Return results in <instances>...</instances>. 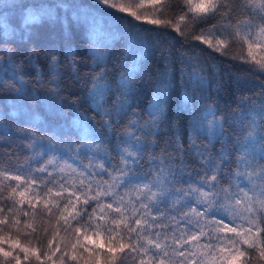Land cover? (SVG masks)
<instances>
[{
	"label": "trees",
	"instance_id": "16d2710c",
	"mask_svg": "<svg viewBox=\"0 0 264 264\" xmlns=\"http://www.w3.org/2000/svg\"><path fill=\"white\" fill-rule=\"evenodd\" d=\"M115 2L127 7L140 0ZM232 2L238 9L233 23L248 19L251 10L241 9V0ZM133 10L141 15V19L108 8L98 0H0V22L3 24L0 26V56L3 57L0 79L12 84L14 73L22 65L26 81L25 94L0 90V171L21 177V181H17L0 176V220L6 221L0 223V249L10 253L5 257L0 252V264H136L131 258L125 259L127 248L123 252L109 248L113 232L124 235L123 241H120V236L112 241L117 249V241L128 243L125 221L119 219L120 213L107 208L101 212L97 207L98 202L106 204L113 197L101 195L99 201L90 199L85 204L82 193L94 196L98 190H107L104 181H109V177L101 175L97 165L104 164L109 172L114 167H124L120 158L125 146L121 143L124 133L137 132L136 127H128L131 120L143 123L150 119L148 113L153 111V93L159 81L163 80L166 84L164 120L156 136L145 137L137 133L146 150L139 164L129 162L127 167L138 169V176L148 173L151 168L152 174L147 176V180L151 181L160 178L158 172L166 176L169 170L179 173L183 169L178 177L181 183L176 187H195L204 179V168L190 154V134L195 137L198 146L207 149L205 155L219 163L218 154L222 149L226 156L234 151L233 144L228 142L229 137L235 140V133L240 131L239 126L230 127L234 124V117L244 114L246 119L242 126L245 129H251L255 123L257 132L264 130L261 128L264 121L257 115L264 109V70L242 58L247 57V45L225 33L223 38L227 39L228 46L223 51H216L208 43L193 38L210 29L219 36L220 17L189 19L180 25L181 32H177L167 23L157 25L148 22L161 15L153 13L150 0H145L143 8ZM45 11H50L51 17L41 15L37 22L25 23L29 13ZM182 11H186L184 0H168V8L162 18L175 22ZM254 22L260 23L258 16ZM214 25L217 26L215 29ZM94 26L98 29L95 36L92 32ZM206 39H211L215 45V37L206 36ZM94 47L99 49L98 56L93 54ZM69 48L72 55H68ZM9 55L14 57L15 69L9 62ZM52 55H56L60 62L59 96L37 84L38 80L47 84L52 78L49 68ZM254 55L260 59L264 49H254ZM29 56L31 63L28 62ZM72 59L77 62L75 71L69 67ZM134 60L137 61L135 65ZM125 63L129 68L136 69L129 78L134 83L131 84V92L127 93V104L119 115L113 113L112 119L118 124H113L111 130L101 128L95 102L89 97L92 89L90 78L101 71L106 73V80L101 82L105 85L103 95L97 96L96 101L103 103L107 110H113L117 107V96L124 91L119 87V81L125 71ZM15 83L20 86L18 78ZM33 85L35 91L32 90ZM120 98L124 99L123 96ZM209 109L217 113V118L227 121L224 124L225 135L211 142L206 135L208 121L213 119L211 115L203 119L205 132L193 131ZM239 123L235 122L236 125ZM93 127L94 134L91 132ZM85 128L90 134L86 143L93 145V151L82 149L77 154L72 149L83 142ZM32 133L40 141L36 145L38 151L31 146L34 142ZM49 138H52L51 143ZM53 157L59 158L63 171L53 165H47L44 173L37 171ZM230 158L232 163L226 165L225 171L229 167L235 169V157ZM48 172L52 173L51 177ZM33 179L35 183H32ZM28 184L31 186L25 190ZM228 184L229 180L223 178L220 187H227ZM60 185L64 188L61 189ZM100 185H103L102 189ZM49 188L51 192H48ZM232 190L235 191V188ZM57 191H61L62 195H55ZM152 191L156 188L153 187ZM115 192L124 198L122 211L128 218L126 222L133 224V212L138 217L144 211H136L140 203L136 200L137 193L131 191L126 194L123 187L115 189ZM69 193L75 195L69 197ZM141 195L146 196L147 193ZM76 196L80 199L77 200ZM69 199L74 206L68 204ZM176 199V195H172L166 202L167 206L160 205L163 214L156 220H152L151 216L145 217L153 226H165L153 227V231H168L169 240L166 243H171L173 226L179 229L175 233L177 237L184 226L182 220L176 225L182 215L178 206L173 205ZM190 203L202 211L195 201ZM115 207L116 204H113ZM236 207L239 214L235 216V224L246 226L247 221L243 217L249 214L244 205ZM191 218L194 223L188 227L197 234L203 229L205 235L200 236L198 242L184 245V249L195 253L188 259H194L196 264H227L220 258L230 255L229 250H234L230 241L239 240V237L227 230L215 232L218 226L210 222L212 216L193 215ZM223 222L233 226V220L227 216ZM97 225L100 227L97 228ZM77 227L79 232L75 230ZM219 227L223 228V224ZM240 230L237 228V231ZM259 239L264 241V233ZM207 243L215 247L209 251L204 247ZM239 246L241 249L247 247L244 244ZM220 248L225 251L220 252ZM254 251L248 249L249 253ZM202 252L206 256H201ZM171 259L174 264H179V260L184 258ZM250 264H264V261L254 257Z\"/></svg>",
	"mask_w": 264,
	"mask_h": 264
},
{
	"label": "snow or ice",
	"instance_id": "6c2138e0",
	"mask_svg": "<svg viewBox=\"0 0 264 264\" xmlns=\"http://www.w3.org/2000/svg\"><path fill=\"white\" fill-rule=\"evenodd\" d=\"M100 4L104 6L115 9L121 13H126L134 17L135 19H141V15L137 11L133 10L143 8L145 0H140L139 3L129 6H124L123 4L115 2V0H98ZM150 3L153 7V13H160V17L148 20L149 23H155L161 25L164 23L169 24L173 27L174 31L181 32L180 25L185 21L191 20H203L205 18H216L220 17V35L217 36L214 30H208L207 32H202L200 35L194 36V39L200 40L202 43H208L210 47H214L216 51H223L224 48L228 46V41L225 36V33H228L233 40H239L244 45H247V57L244 58L247 62H254L259 69L264 70V55L260 59L256 58L254 55V49L260 48L264 49V0H241L240 8L244 10H251V15L248 19L237 20L236 23H233L237 15V6L232 2V0H184V5L186 11H182V14L176 17L175 22L165 21L162 17L168 8V0H150ZM189 13H192V16H189ZM41 15L51 17L50 11H45L40 14L29 13L26 18L25 23L31 24L37 22ZM259 17L260 23H255L254 20L256 17ZM96 23V22H94ZM0 26H3L0 22ZM217 26L214 25L213 29ZM229 29H232L229 32ZM97 27H93V35L97 33ZM183 34V33H181ZM207 37H215L216 43L212 44L211 39H206ZM94 55H99V49H93ZM7 55V53H6ZM68 55H72L71 49H68ZM140 56H143V52H140ZM3 60V57L0 56V61ZM9 62L12 64V67L15 69L17 66L14 62V57L9 55ZM28 62L31 63V56L28 58ZM143 64L142 61H140ZM76 60L72 59L70 61L69 67L72 71L76 70ZM136 60L133 61L135 65ZM59 66L60 62L56 55H52L49 63L51 79L47 81V84L43 80H38L37 84L41 87H45L52 94L59 96L60 92V83H59ZM125 71L121 73V78L119 81V87L124 91L120 92V96L116 98L117 107L113 110H107L103 103L97 102L96 97L102 96L104 91V84L102 81L106 80V73L101 71L100 73L92 76L91 83L92 89L89 91V97L95 102V111L100 116L101 128L111 130L113 124H118V121L113 120V113L116 115L120 114V111L123 109L124 105L127 104V93L131 92V84L134 83L129 78L132 76V73L136 71L135 67L129 68L127 63L124 65ZM23 66H20V70L14 73L12 84L7 83L3 79H0V90L7 89L13 93L25 94V84ZM18 78L19 87L16 86V79ZM203 79V77H200ZM50 86V87H49ZM32 90L35 91V85L32 86ZM165 91L166 84L163 80L159 81L157 87L154 90V104L153 111L148 113L150 119L144 121L143 123L140 120H131L128 127H136L137 132H125L124 139L121 141L125 146L120 152L121 162L124 167L113 168V171L109 172L104 164H99L97 167L100 168L101 175H107L109 181H104V184H107V190L102 191L98 190L94 196H89L88 193H82L85 196L84 203L88 204L89 200L99 201L101 195L112 196L113 200L106 204L98 202L97 207L100 208L101 212H104V209H110L115 212L120 213L121 220H124V227L127 229V239L128 243L123 242L124 235H121L119 232H113L109 229L110 232H113L111 240L109 242V248L111 250L124 251L125 248L128 249V252L125 254V259L131 258L136 262V264H174L171 257L184 258L179 260V264H196L194 259H188V256H194L195 253L189 252L187 249H184L185 244H191L192 241H199L200 236L205 235L203 229L197 234L192 231L188 226L193 224V215L196 217H205L212 216L213 219L210 221L215 223L218 227L214 229L215 232H220L227 230L228 232L235 233L239 240H231L230 243L234 246V250L230 249V255L222 256L220 259L222 262L226 261L227 264H235V262L240 261L241 264H250V261L254 257H258L259 260L264 261V241L259 239L260 234L264 233V130L257 132V126L253 123L251 129H245L242 126V122L246 119L244 114H241L239 117H234V124L230 127L235 128L236 126L240 127V131L235 133V140L231 137L228 138V142L233 144L234 151L229 156H226L224 150L218 154L219 163L213 161L211 157L205 155L207 152L206 148L198 146L196 144V139L191 134L189 135L190 139V154L194 155L195 158L201 163V166L204 168V179L196 184L195 187L189 186L187 189H179L176 187L181 183L180 177L183 173V169L180 172L168 171V175L161 176L160 172L157 173L159 179L147 180V176L152 174V169H149L148 173L143 174V176H138V169L129 168L127 165L129 162L133 164H139L142 160L143 151L146 149L144 145L140 142V135L143 136H156L161 129L163 123V111L165 106ZM123 96L124 99L120 97ZM188 99V98H186ZM134 115H136L134 113ZM211 115L212 120L208 121L206 128V135L211 142L212 139L220 138L225 135L224 133V124L227 123L225 119L217 118V113L209 109L206 113L203 114L201 121L198 126H194V132H205V125L203 124V119ZM260 116V119L264 121V109L257 113ZM239 121V125H236L235 122ZM261 128L264 129V125H261ZM92 134L95 133V128L91 129ZM33 144L31 145L34 150L36 145L40 143L39 139L36 138V134L32 133ZM90 138V134L87 128H85L82 141L79 142L77 148L72 149L76 151L77 154L80 153L82 149H87L89 152L93 151V145L86 143ZM49 138V142L51 143ZM98 149L99 146L97 145ZM179 150V149H177ZM231 156L235 157V169L228 168L225 171L226 165L232 163ZM259 157V159H258ZM57 157H53L47 161V164L43 167L37 169L38 172L44 173L47 171V165H53L54 168H59L60 171H63L58 163ZM66 163V162H65ZM92 160L90 158V164ZM71 167L70 165H67ZM75 171V169H72ZM91 172V168H89ZM164 170H161L163 172ZM95 174V173H94ZM223 174V175H222ZM0 176H3L5 180H17L21 181L19 174L9 175L6 171H0ZM48 176L51 177L52 173L48 172ZM227 178L229 184L227 187H220L221 180ZM32 183H35V179L32 180ZM83 183V181H81ZM19 184L17 185V187ZM31 185L28 184L26 189ZM123 187L127 192L135 191L137 193L136 200L139 201V207L136 211L143 209L144 211L140 213L137 217L136 212H133V217H135L133 224L127 223V217L124 216L122 211L124 198L119 196V193L115 192V189ZM153 187L156 188V191H152ZM60 188L63 189L64 186L60 185ZM100 188H103V185H100ZM235 188V191L232 189ZM66 191V189H64ZM15 191V188H13ZM52 189L49 188L48 192H51ZM89 191L91 188L89 187ZM147 193L146 196L141 194ZM251 193V195H250ZM21 196L24 195L23 192L20 193ZM57 196H61V191L55 193ZM75 195V193H69V197ZM172 195H176L177 199L173 201L174 206H178V210L182 211L180 220L176 221V225L180 224V221H184L183 230H181V235L176 236V231L179 230L176 226H173L171 229V243H166L169 240V232H159L153 231V227L161 228L165 227L162 224H156L153 226L149 223L146 216H151L152 220H156L157 216L163 214V211L160 207L161 204H165L171 198ZM119 196V199L117 197ZM76 199L79 200L80 196H76ZM195 201L196 205H199L202 208L198 210L197 207L193 206L190 202ZM68 204L74 203L71 199L68 200ZM113 204H116V207L113 208ZM244 205V210L249 214L246 217H243L247 221L245 225L235 224V216L239 214V209L236 206ZM47 206V205H46ZM67 207V205L65 206ZM153 209H155V214H153ZM187 209V211H184ZM95 212V209H93ZM27 215V213H25ZM79 215V213L77 214ZM107 215V213H105ZM233 220V226L229 227L228 223H224V218ZM218 217V218H216ZM175 219V217H173ZM6 221L0 220V223H5ZM223 224V228L219 226ZM91 226V225H89ZM146 226V227H145ZM100 226L97 225V228ZM237 228H240V231H237ZM77 232L80 231L79 227L75 229ZM189 233H191L189 235ZM248 233L247 236L244 234ZM120 236V241H117L118 249L113 245L112 241L116 240V237ZM255 236V239L253 238ZM218 239H224L223 237H217ZM211 239V238H210ZM143 241V243H141ZM240 244L247 245L246 248L241 249ZM209 251H211L215 245L212 243H207L204 245ZM183 249V250H181ZM248 249H254L253 253H249ZM220 252H224V248L219 249ZM0 252H3L5 257L10 255L9 252L3 251L0 249ZM171 253V256H170ZM187 253V256H186ZM201 256H206V253H200ZM248 257L247 260L243 259ZM203 264V262H202Z\"/></svg>",
	"mask_w": 264,
	"mask_h": 264
}]
</instances>
